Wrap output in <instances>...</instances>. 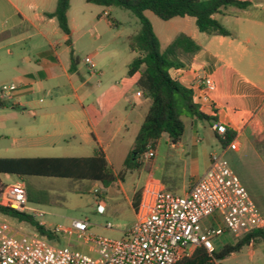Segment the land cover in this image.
I'll use <instances>...</instances> for the list:
<instances>
[{"label":"crops","instance_id":"obj_1","mask_svg":"<svg viewBox=\"0 0 264 264\" xmlns=\"http://www.w3.org/2000/svg\"><path fill=\"white\" fill-rule=\"evenodd\" d=\"M2 1L9 19L17 18L8 28L0 25V50L13 47L7 50L12 64L9 82L18 88L9 99L0 95V108L7 109L8 104L14 116L18 111L33 121L24 127L31 145L19 147L21 155L9 158H87L99 149L113 175L121 176L112 185L129 202L135 219L132 203L135 197L140 200L147 181L182 196L207 171L212 154L222 155L230 168L229 155L233 154L234 160L251 162L253 185L243 186L252 201L264 204V0H251L245 10L228 8L213 15L230 36L200 33L190 17L163 21L161 37L155 34L161 50L180 34L200 47L193 55L180 54L183 66L168 73L187 89L196 86L191 90L192 101L213 122L185 117L181 141L169 146L170 152L161 161L155 153L150 162L140 159L143 166L132 171H125L123 164L150 105L137 87L139 74L127 75L136 54L131 52L133 57L119 77L114 65L98 67L94 61L98 52L93 53V73L83 60L86 50L79 45L94 44L102 22L117 26L110 18L115 9L70 0V34L65 35L55 18L46 16L55 10L56 0ZM204 77L212 81L214 91L206 93V102H200L194 95H201L198 81ZM214 124H223L234 133L231 142L237 143V150L221 146ZM61 142L64 145L57 146ZM140 180L142 187L136 190L134 183Z\"/></svg>","mask_w":264,"mask_h":264},{"label":"built area","instance_id":"obj_2","mask_svg":"<svg viewBox=\"0 0 264 264\" xmlns=\"http://www.w3.org/2000/svg\"><path fill=\"white\" fill-rule=\"evenodd\" d=\"M84 62L94 73L92 57L87 56ZM198 84L201 95L194 98L206 102V93L214 91V85L208 77L199 79ZM17 88L14 83L3 84L0 95L9 99ZM212 129L220 137L227 131L223 124H214ZM227 148L235 151L237 143L232 141ZM154 156V150L148 147L141 159L151 161ZM0 206L37 220L45 214L29 204L21 182L0 189ZM97 206L98 213H102L103 204ZM210 217L214 223L208 222ZM263 227L264 216L228 162L222 155L212 154L209 168L185 195L147 181L141 189L135 221L119 239L94 236L89 233L88 222L80 220L73 221L70 229L53 230L57 235L74 236L89 254L58 246L36 232H25L0 215V264H176L194 248H202L214 264H221L214 259L217 238L228 232L240 239ZM106 228L110 229V225Z\"/></svg>","mask_w":264,"mask_h":264},{"label":"trees","instance_id":"obj_3","mask_svg":"<svg viewBox=\"0 0 264 264\" xmlns=\"http://www.w3.org/2000/svg\"><path fill=\"white\" fill-rule=\"evenodd\" d=\"M86 3L104 8H114L130 12L139 24L138 32L129 38V49L136 56L128 64L127 75L138 73L137 87L150 100L148 112L144 117L134 139V147L124 161L125 171H132L143 166L142 154L151 147L156 149L158 141L165 136L169 146L179 143L184 134L183 117L196 118L211 124L212 119L203 115L192 101L191 90L183 87L170 78L171 68H181L183 64L178 60L180 54L193 55L200 47L185 35H178L164 49H160L149 20L144 12H151L162 21L173 18L190 17L200 33L208 36H230V33L213 18L228 8L245 10L252 5L251 0H85ZM70 0H56L53 13L47 14L55 18L59 29L69 35L67 11ZM0 105L3 103L0 101ZM234 138V133L227 130L219 137L222 147L228 145ZM0 175H12L17 178L28 176L62 178L75 181H89L98 183L106 189L116 179L104 158L97 149L92 157L87 158H0ZM28 202L32 198L27 192ZM139 198L132 203L136 210ZM0 215L11 218L18 223L31 226L35 232L44 236L50 242L58 241L53 231L42 226L37 219L26 213H19L0 206ZM264 242V227L254 230L233 245H225L215 251L214 259L221 261L239 252L244 246L255 242ZM176 264H214L202 248H194L188 256H181Z\"/></svg>","mask_w":264,"mask_h":264},{"label":"rangeland","instance_id":"obj_4","mask_svg":"<svg viewBox=\"0 0 264 264\" xmlns=\"http://www.w3.org/2000/svg\"><path fill=\"white\" fill-rule=\"evenodd\" d=\"M84 1V0H83ZM264 8V2H263ZM155 34L162 35L165 22L155 17L150 12L146 14ZM9 12L4 8L3 1L0 0V25L8 28L13 22H17L16 17L9 19ZM110 18L116 20L117 26H111L102 22L98 26L97 32L100 38L94 44L79 43L86 50V56L93 55L95 64L100 68L114 65L117 68L118 76L126 71V64L132 59L133 54L129 49V38L138 32V20L128 11L115 9L110 14ZM34 42V41H32ZM30 43V42H26ZM24 42L21 45L26 44ZM163 45V43H162ZM18 46V45H17ZM163 47V46H162ZM13 47H5L0 50V87L3 84H9L10 72L12 70L11 56L7 50ZM85 52V51H84ZM32 57V56H31ZM86 58V57H84ZM83 58V60H84ZM114 60H111V59ZM114 62V64H112ZM118 77V78H119ZM7 109L0 108V158H9L21 155L19 147L27 144L28 137L24 127L33 123L28 116H23L20 112H15L14 116L8 104ZM185 117H183V120ZM21 131V132H20ZM61 142L57 146H63ZM166 143V137L163 136L157 143L156 153L157 161H161L170 151ZM230 156L232 170L243 185L252 187L250 169L251 162L234 160L233 154ZM229 156H227L229 158ZM155 158V159H156ZM150 162V161H146ZM23 180H17L15 176L0 175V189L5 185H11L16 181L21 182L32 198L29 204L40 209L45 214L38 218V222L50 231L61 227L70 229L73 221H87L89 224V233L94 236H102L111 239H119L122 233L126 231L135 221L132 207L124 198V195L114 184L104 191L98 183L89 181H75L62 178H47L28 176ZM129 182L131 179L127 178ZM127 182V181H126ZM142 180L134 183L135 189L142 187ZM128 186V185H127ZM126 186V187H127ZM248 192V191H247ZM131 194V193H129ZM254 202V201H253ZM102 203L104 210L98 213V204ZM255 203V202H254ZM258 211L264 216L263 202L258 205L255 203ZM11 225L20 226L25 232H35V230L25 223L4 217ZM209 223H214L213 218L208 219ZM110 225V229L106 225ZM216 227L217 224H214ZM54 233V232H53ZM55 234V233H54ZM58 241L54 242L58 246L66 247L82 253H88V249L82 246L74 236L64 234H55ZM238 239L225 232L214 241L216 251L221 250L225 245H233ZM221 264H264V242H255L252 245L244 246L239 252L232 253L220 261Z\"/></svg>","mask_w":264,"mask_h":264}]
</instances>
